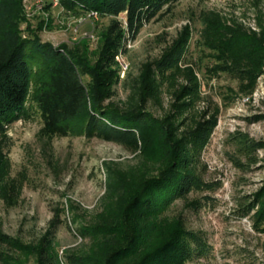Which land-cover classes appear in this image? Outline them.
<instances>
[{"label": "trees", "instance_id": "obj_1", "mask_svg": "<svg viewBox=\"0 0 264 264\" xmlns=\"http://www.w3.org/2000/svg\"><path fill=\"white\" fill-rule=\"evenodd\" d=\"M59 1L76 13L92 11L111 18L101 35L99 53L26 36L20 27L23 0H0V133L22 118L37 79L41 83L38 101L48 129L66 136L79 123L88 137L141 150V159L129 166L114 160L104 163L105 209L76 230L93 240L89 249L60 253L54 239L57 217L36 242H25L0 227V264H185L206 257L210 246L205 236L188 228L182 216L167 215L177 200L214 188L204 177L203 152L221 108L218 103L202 106V82L189 58V32L175 39L160 57L144 62L137 75L129 71L122 76L118 60L145 24L177 0ZM122 13L125 21L119 19ZM202 20L200 40L214 52L210 74L227 73L238 82L237 94H252L264 74L262 22L259 28L248 27L215 10L203 12ZM121 84L128 94L117 100ZM255 119H264V114ZM262 148L264 140L241 134L238 150L247 162L239 163L264 162L259 155ZM190 203L197 206L200 200ZM244 212L254 229L264 233V183L251 192Z\"/></svg>", "mask_w": 264, "mask_h": 264}, {"label": "rangeland", "instance_id": "obj_2", "mask_svg": "<svg viewBox=\"0 0 264 264\" xmlns=\"http://www.w3.org/2000/svg\"><path fill=\"white\" fill-rule=\"evenodd\" d=\"M215 10L236 18L246 26L264 25V0H177L160 17L140 30L119 55L122 76L140 72L144 62L161 56L175 39L189 33L190 55L202 82V106L218 103L219 121L203 152L204 177L214 188L194 192L179 199L168 217L182 216L188 228L199 231L209 243L210 253L185 264H264V233L253 227L244 208L249 195L264 183V162L241 165L247 158L238 150L241 134L264 140V77L253 94H237V80L227 73L210 74L215 62L200 40L202 14ZM260 17V19H259ZM110 17L94 12H74L59 0H23L24 34L37 35L54 45H67L81 52L99 53L101 35ZM125 21V13L120 14ZM125 67V68H124ZM40 81L34 79L23 108V116L0 133V227L25 242H36L46 234L53 218H59L54 239L60 253L89 249L94 243L83 238L77 228L103 213L106 191L104 163L123 166L137 164L141 150L99 137H88L81 125L71 135H58L48 129L38 101ZM235 90V91H232ZM121 84L115 99L127 97ZM235 97L229 101L228 97ZM169 96H165L168 106ZM261 158L264 149L259 150ZM199 199L196 206L190 202ZM71 226V227H70Z\"/></svg>", "mask_w": 264, "mask_h": 264}, {"label": "bare ground", "instance_id": "obj_3", "mask_svg": "<svg viewBox=\"0 0 264 264\" xmlns=\"http://www.w3.org/2000/svg\"><path fill=\"white\" fill-rule=\"evenodd\" d=\"M263 77H264V74H263V75H261L259 79H261V78H263ZM255 91H256V90H255ZM255 91H254V92H255ZM254 92H253V93H254ZM253 93H252V94H253ZM250 95H251V94H250Z\"/></svg>", "mask_w": 264, "mask_h": 264}, {"label": "built area", "instance_id": "obj_4", "mask_svg": "<svg viewBox=\"0 0 264 264\" xmlns=\"http://www.w3.org/2000/svg\"><path fill=\"white\" fill-rule=\"evenodd\" d=\"M95 14H97V13H95ZM125 68V67H124Z\"/></svg>", "mask_w": 264, "mask_h": 264}]
</instances>
